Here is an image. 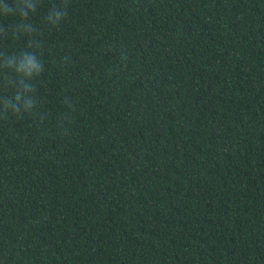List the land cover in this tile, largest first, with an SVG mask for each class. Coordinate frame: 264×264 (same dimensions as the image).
Here are the masks:
<instances>
[{
  "label": "trees",
  "instance_id": "obj_1",
  "mask_svg": "<svg viewBox=\"0 0 264 264\" xmlns=\"http://www.w3.org/2000/svg\"><path fill=\"white\" fill-rule=\"evenodd\" d=\"M0 264H264V0H0Z\"/></svg>",
  "mask_w": 264,
  "mask_h": 264
}]
</instances>
